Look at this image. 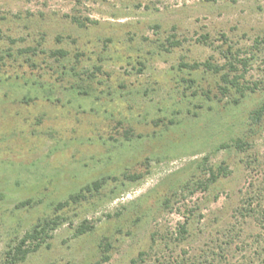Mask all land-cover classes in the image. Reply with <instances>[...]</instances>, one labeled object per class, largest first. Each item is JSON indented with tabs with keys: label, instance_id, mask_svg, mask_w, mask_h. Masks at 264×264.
Masks as SVG:
<instances>
[{
	"label": "rangeland",
	"instance_id": "obj_1",
	"mask_svg": "<svg viewBox=\"0 0 264 264\" xmlns=\"http://www.w3.org/2000/svg\"><path fill=\"white\" fill-rule=\"evenodd\" d=\"M230 52L255 88L238 105L205 67ZM0 55V264L56 216L67 223L20 264H95L102 248L108 264L166 263L234 226L230 262L253 254L261 227L236 212L264 209V0H0Z\"/></svg>",
	"mask_w": 264,
	"mask_h": 264
},
{
	"label": "trees",
	"instance_id": "obj_2",
	"mask_svg": "<svg viewBox=\"0 0 264 264\" xmlns=\"http://www.w3.org/2000/svg\"><path fill=\"white\" fill-rule=\"evenodd\" d=\"M73 22L77 24L78 26L84 28L86 27V24L82 23L80 20L74 18ZM229 53V51H228ZM58 54L63 55V53L58 52ZM8 57H11V54H7ZM4 55H0V72L2 65L4 64L5 57ZM54 55H57V53H54ZM230 57H227L229 61L228 64H225L223 66H216L213 64H206V68H208L210 71L213 72L215 75H220V80L222 83H219V89H220V95L224 98L232 97L231 93H237L239 95V98H236L234 101L235 105H238L240 103V99H243L246 97L247 93L249 91L254 92L255 88H251L249 86H245L241 83V80L244 79V74L239 75L238 74V67L237 64H242L245 68L247 67V61H241L237 60L235 56L232 55L230 52ZM202 67L200 64H195L191 67L192 72H195L199 70ZM247 71V70H245ZM188 83L194 84L195 86H192L193 88H197V90L200 88L199 85L195 80H189ZM236 97V96H235ZM254 121H260L261 118L264 115V106L260 108L257 112L254 114ZM223 169V168H221ZM210 173V179L207 180V182H201L199 186H204L205 189L209 187V183L216 182L219 177V173H215L214 170H209ZM134 180H139L140 178H132ZM106 181H97L93 184L87 186L82 190V192L72 195L68 201L65 203L58 204L56 211H62L63 209L69 207L71 204H80L83 200H86L87 194H92L93 192H99L105 184ZM247 207L239 208L236 212V214L240 215L242 219L247 218H255L256 221H258V224L261 227V232L255 236V240L253 241L255 249L252 255L245 256L243 262L237 263V264H257L256 260L258 261V264H264V209H260L261 204L258 203V206L255 205L254 200H248ZM254 206V207H253ZM27 207H33L31 204V201L21 202L19 205H17V209H25ZM67 219L62 216H56L53 219H46V220H40L33 229L29 230L22 238L18 237L13 240V244L11 243L9 246V250L6 252V264H20L25 262L29 256L37 253L43 246L49 247V240L52 239V234L65 225L67 223ZM93 229L92 226H89L86 223H83L76 231V236H83L89 232H91ZM235 229L234 226L231 231L223 232L222 239L223 240H217L216 243L212 242V246H210L208 249L202 251V254L200 253L198 255H189L185 254L180 256L177 259H173L172 261H168L166 263H160V264H232L229 260V254L232 250L233 245L237 243L235 235ZM181 234L187 235L189 234L188 230L185 226H182ZM246 243H240L241 247L246 246ZM238 246V245H237ZM247 249V248H246ZM241 251V248H237V251ZM247 251V250H246ZM108 250L102 248V257L99 261H97L95 264H108L110 262V256L108 255ZM151 258L150 253H142L140 254V259L134 260L133 264H148V259Z\"/></svg>",
	"mask_w": 264,
	"mask_h": 264
}]
</instances>
